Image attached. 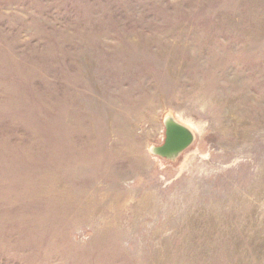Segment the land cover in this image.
I'll use <instances>...</instances> for the list:
<instances>
[{
	"label": "rangeland",
	"instance_id": "rangeland-1",
	"mask_svg": "<svg viewBox=\"0 0 264 264\" xmlns=\"http://www.w3.org/2000/svg\"><path fill=\"white\" fill-rule=\"evenodd\" d=\"M0 264H264V0H0Z\"/></svg>",
	"mask_w": 264,
	"mask_h": 264
},
{
	"label": "water",
	"instance_id": "water-1",
	"mask_svg": "<svg viewBox=\"0 0 264 264\" xmlns=\"http://www.w3.org/2000/svg\"><path fill=\"white\" fill-rule=\"evenodd\" d=\"M164 140L158 146H151L149 151L168 161L176 160L194 141L193 132L178 122L173 116L163 118Z\"/></svg>",
	"mask_w": 264,
	"mask_h": 264
}]
</instances>
